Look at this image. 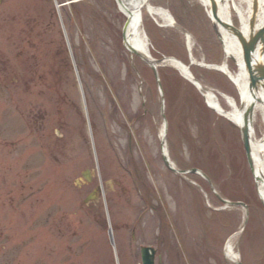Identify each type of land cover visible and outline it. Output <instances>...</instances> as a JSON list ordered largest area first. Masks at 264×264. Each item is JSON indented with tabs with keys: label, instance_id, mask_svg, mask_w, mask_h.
I'll list each match as a JSON object with an SVG mask.
<instances>
[{
	"label": "rangeland",
	"instance_id": "obj_1",
	"mask_svg": "<svg viewBox=\"0 0 264 264\" xmlns=\"http://www.w3.org/2000/svg\"><path fill=\"white\" fill-rule=\"evenodd\" d=\"M153 5L171 9L189 32L196 62H223L222 45L198 1ZM124 18L114 0L0 2V264H140L141 246L156 249V264H224L221 250L231 238L238 263L264 264V205L237 128L168 66L163 102L151 67L131 60L120 45ZM141 24L145 33L151 26L153 60L189 65L183 34L159 27L145 10ZM24 36L28 49L22 46L17 58ZM24 57L30 69L17 71ZM228 66L237 72L231 60ZM26 69L41 78L33 77L32 93L15 94L11 84ZM191 69L209 90L237 96L222 73ZM162 115L174 166L200 169L206 179L165 168ZM253 127L260 139L258 114ZM87 170L92 183L83 187ZM98 185L97 211L81 207Z\"/></svg>",
	"mask_w": 264,
	"mask_h": 264
},
{
	"label": "bare ground",
	"instance_id": "obj_2",
	"mask_svg": "<svg viewBox=\"0 0 264 264\" xmlns=\"http://www.w3.org/2000/svg\"><path fill=\"white\" fill-rule=\"evenodd\" d=\"M206 10L209 18L214 22L217 40L222 45L225 53L224 61L217 67L223 73L227 74L232 84L247 97V84L248 80L242 66V56L240 51V45L237 40L227 28L222 26V22L228 23L235 29L246 34L249 31V27L252 25L255 30L264 28V0H213L217 6L216 16L217 22L212 19V14L209 9L210 0H196ZM151 0H118L119 8L121 12L128 18L129 23L126 30V45L128 48L138 52L144 60L150 64H155L151 58L147 39L144 32L141 30V16L142 11L146 12L153 17L161 26H169L172 24V20L166 12L160 8H154L150 5ZM256 3L258 12L253 24H251L252 7ZM236 15L238 19V25L234 26L233 15ZM222 21V22H221ZM188 50H191V38L187 37ZM235 61L239 66L237 74L232 75L228 71V61ZM166 66L173 67L181 75L188 77L186 68L182 66L177 60L169 59L163 63ZM199 89L202 91L206 103L211 106L219 115L231 120L234 125L241 127L243 125V112L237 110V105L230 98H224L227 103V109H224L219 101L218 96L211 90L205 89L204 86L198 83ZM254 115L252 113V122H249L250 127V145L251 153L253 157V169L256 178V187L259 197L264 205V134L263 137L257 139L255 136V130L253 124L256 120V115L260 117L262 126L264 127V97L260 94H255L254 97ZM252 99L247 100L248 105ZM166 135L164 124L160 128L159 137L164 139ZM165 153V148L163 149ZM226 257L232 262L237 263L238 256L233 250L232 239L226 246Z\"/></svg>",
	"mask_w": 264,
	"mask_h": 264
},
{
	"label": "water",
	"instance_id": "obj_3",
	"mask_svg": "<svg viewBox=\"0 0 264 264\" xmlns=\"http://www.w3.org/2000/svg\"><path fill=\"white\" fill-rule=\"evenodd\" d=\"M211 14L212 19L217 22L218 18L216 16L217 6L213 0H210ZM257 15V6L256 4L253 7V13L251 18V24L254 23ZM214 25V22H213ZM222 26L231 31L240 41L243 50V64L248 77V93L250 97L254 98V94H261L264 97V28L260 30H255L251 25L249 27V35L246 38L240 32L235 30L229 25L222 23ZM215 28V25H214ZM126 26L124 27L125 33ZM253 104V103H252ZM250 104L245 110L244 114V124L241 128L242 142L246 151V156L248 158V163L252 168V159L250 153L249 145V134H248V124L251 119L253 105ZM244 108V105H241V110ZM98 190L95 191L97 193ZM89 197L85 200V203L88 202ZM149 249L142 250V260L143 264H153V254L154 251Z\"/></svg>",
	"mask_w": 264,
	"mask_h": 264
},
{
	"label": "flooded vegetation",
	"instance_id": "obj_4",
	"mask_svg": "<svg viewBox=\"0 0 264 264\" xmlns=\"http://www.w3.org/2000/svg\"><path fill=\"white\" fill-rule=\"evenodd\" d=\"M19 41L22 42V43L24 42V40L21 39V38H20ZM27 43H28V40H27ZM17 46H18V53H17V56L20 57L21 54H22V51H23V49H22L23 47H22V44H20V43H18ZM35 88H36V87L34 86L33 80H32L31 82L28 81V82L26 83V85L24 86V89H25L24 92L30 93V92H32ZM45 89H49V88H44V90H45ZM84 186L88 187L89 185H87L86 183H84ZM95 204H96V202H95V201H92V202H90L87 206H89V207L92 208V209L97 210Z\"/></svg>",
	"mask_w": 264,
	"mask_h": 264
}]
</instances>
